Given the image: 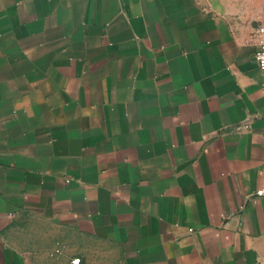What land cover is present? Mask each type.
<instances>
[{"label":"crops","instance_id":"0c3cea01","mask_svg":"<svg viewBox=\"0 0 264 264\" xmlns=\"http://www.w3.org/2000/svg\"><path fill=\"white\" fill-rule=\"evenodd\" d=\"M262 22L0 0V264H264Z\"/></svg>","mask_w":264,"mask_h":264},{"label":"built area","instance_id":"2783aa9c","mask_svg":"<svg viewBox=\"0 0 264 264\" xmlns=\"http://www.w3.org/2000/svg\"><path fill=\"white\" fill-rule=\"evenodd\" d=\"M254 36L257 39L258 49L255 53V60L258 63L259 68L264 76V22L260 23L255 31ZM264 90V81H263ZM255 197L264 198V165H263V178L261 187L254 193ZM59 251V250H57ZM72 264H80V259L75 258L71 261Z\"/></svg>","mask_w":264,"mask_h":264}]
</instances>
